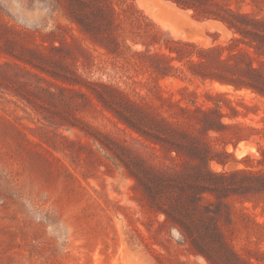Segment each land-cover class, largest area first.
<instances>
[{
    "label": "rangeland",
    "instance_id": "374dc122",
    "mask_svg": "<svg viewBox=\"0 0 264 264\" xmlns=\"http://www.w3.org/2000/svg\"><path fill=\"white\" fill-rule=\"evenodd\" d=\"M0 0V264H264V0Z\"/></svg>",
    "mask_w": 264,
    "mask_h": 264
},
{
    "label": "trees",
    "instance_id": "16d2710c",
    "mask_svg": "<svg viewBox=\"0 0 264 264\" xmlns=\"http://www.w3.org/2000/svg\"><path fill=\"white\" fill-rule=\"evenodd\" d=\"M173 1H174L177 5H179V6H180V5H183L182 2H181V0H173Z\"/></svg>",
    "mask_w": 264,
    "mask_h": 264
}]
</instances>
